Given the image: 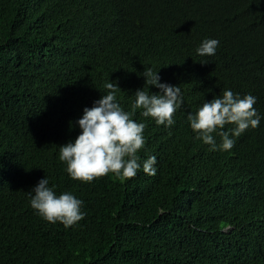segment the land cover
Wrapping results in <instances>:
<instances>
[{"label": "trees", "instance_id": "1", "mask_svg": "<svg viewBox=\"0 0 264 264\" xmlns=\"http://www.w3.org/2000/svg\"><path fill=\"white\" fill-rule=\"evenodd\" d=\"M205 39L215 55L197 54ZM147 67L181 88L174 125L137 109L136 176L73 180L59 146L106 83L130 112ZM223 90L256 97L261 120L213 151L187 117ZM46 177L83 201L82 220L31 207ZM0 264H264V0H0Z\"/></svg>", "mask_w": 264, "mask_h": 264}, {"label": "clouds", "instance_id": "2", "mask_svg": "<svg viewBox=\"0 0 264 264\" xmlns=\"http://www.w3.org/2000/svg\"><path fill=\"white\" fill-rule=\"evenodd\" d=\"M218 44V40L205 39L196 52L199 56H213ZM140 75L145 77V84L143 89L136 90L130 112H126L117 101L118 84L106 83L107 94H103L91 108L85 107L82 117L76 121L81 133L74 142L59 146V159L66 163V171L73 180L91 182L110 172L122 181L136 176L141 167L137 153L145 143V125L131 119L137 109H142V115L152 117L157 125H174L173 116L183 104L181 88L161 83L158 72L151 67L145 68ZM153 86L160 91L150 92ZM256 102L257 98L251 94L241 97L231 90H223L222 95L205 102L187 119L197 140L210 145L213 151L217 148L228 151L235 144L234 137H239L249 127L259 126L261 117L254 108ZM226 125L234 127L224 131ZM214 133L222 138L219 145ZM156 163L155 156L144 160L145 174L155 175ZM54 188L55 185L49 187L47 177L41 179L29 193L31 207L47 222H60L69 228L86 215L81 211L83 201L70 192L57 196Z\"/></svg>", "mask_w": 264, "mask_h": 264}]
</instances>
